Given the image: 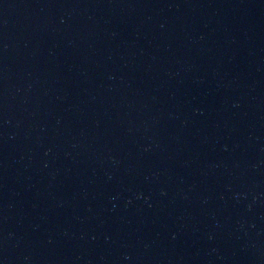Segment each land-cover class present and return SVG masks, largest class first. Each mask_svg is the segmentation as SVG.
<instances>
[{
    "label": "water",
    "instance_id": "95a60500",
    "mask_svg": "<svg viewBox=\"0 0 264 264\" xmlns=\"http://www.w3.org/2000/svg\"><path fill=\"white\" fill-rule=\"evenodd\" d=\"M0 264H264V0H0Z\"/></svg>",
    "mask_w": 264,
    "mask_h": 264
}]
</instances>
